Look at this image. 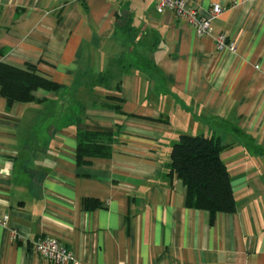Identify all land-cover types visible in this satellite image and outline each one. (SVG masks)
Masks as SVG:
<instances>
[{
	"label": "crops",
	"instance_id": "obj_1",
	"mask_svg": "<svg viewBox=\"0 0 264 264\" xmlns=\"http://www.w3.org/2000/svg\"><path fill=\"white\" fill-rule=\"evenodd\" d=\"M191 1L224 7L210 34L158 0H0V61L64 85L0 94V264H49L44 235L82 264H264V0ZM79 129L112 155L79 164ZM181 134L218 138L234 212L187 205Z\"/></svg>",
	"mask_w": 264,
	"mask_h": 264
},
{
	"label": "trees",
	"instance_id": "obj_2",
	"mask_svg": "<svg viewBox=\"0 0 264 264\" xmlns=\"http://www.w3.org/2000/svg\"><path fill=\"white\" fill-rule=\"evenodd\" d=\"M64 85L41 73L35 66L19 68L0 61V94L9 105L32 102L38 88L57 92ZM118 110L120 107L117 106ZM77 160L106 158L112 155L114 135L108 130H78ZM218 138L205 134H181L171 151V174L181 178L187 186V205L210 212L231 213L236 200L230 172L221 157Z\"/></svg>",
	"mask_w": 264,
	"mask_h": 264
},
{
	"label": "built area",
	"instance_id": "obj_3",
	"mask_svg": "<svg viewBox=\"0 0 264 264\" xmlns=\"http://www.w3.org/2000/svg\"><path fill=\"white\" fill-rule=\"evenodd\" d=\"M157 9L160 13L172 11L177 18L193 25L199 36L210 34L212 21L223 12L224 7L215 3L207 12L192 4L191 0H158ZM219 48L237 51V45L229 40L227 33L217 37ZM258 67V66H256ZM9 214H0V227H7ZM34 250L49 264H82L76 253L61 244L56 238L49 235L40 236L33 241Z\"/></svg>",
	"mask_w": 264,
	"mask_h": 264
}]
</instances>
